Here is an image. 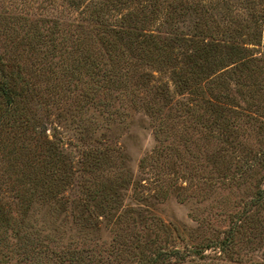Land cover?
<instances>
[{
	"label": "rangeland",
	"instance_id": "obj_1",
	"mask_svg": "<svg viewBox=\"0 0 264 264\" xmlns=\"http://www.w3.org/2000/svg\"><path fill=\"white\" fill-rule=\"evenodd\" d=\"M92 3L115 30L145 28L175 54L178 48L189 53L190 40L201 34L237 43L257 65L254 80L260 86L254 85L250 96V85L240 86L229 76L238 65L224 68L227 100L242 122L231 135H215L218 142L192 121L188 105L198 101L171 76L169 66L158 67L147 33L137 37L147 45V59L136 58L143 51L135 54L128 79L135 94L115 100L113 113L85 100L84 85L57 75L55 62H28L24 76L39 85L38 92L22 102L25 113L18 121L0 125V264H28L20 260L18 225L39 238L43 250L78 251L81 264H138L139 255L154 256L151 244L163 252L179 250L161 255L156 264H264V198L256 201L258 188H264V0H0L6 9L0 14H24L28 27L41 32L44 19L69 20L81 31L95 26L86 17ZM174 4L177 14L170 8ZM145 13L152 21L143 19ZM119 36L126 42L129 33ZM45 140L53 145L59 171L63 163L71 168L67 179L22 185L25 169L14 159L22 152L41 155ZM2 141L14 145L8 150ZM86 152L96 154L83 156ZM37 161L40 170L41 156ZM245 215L243 232H235L231 241L228 231ZM134 234L141 239L138 248ZM225 238L223 250L204 247Z\"/></svg>",
	"mask_w": 264,
	"mask_h": 264
},
{
	"label": "trees",
	"instance_id": "obj_2",
	"mask_svg": "<svg viewBox=\"0 0 264 264\" xmlns=\"http://www.w3.org/2000/svg\"><path fill=\"white\" fill-rule=\"evenodd\" d=\"M180 6H183V3ZM170 8L174 13H179V9H176L175 4L173 7L170 6ZM0 9L6 10L2 6H0ZM86 12V17L95 26L91 28V26L86 25L85 29L80 27L82 32L80 29L78 31L73 29L71 22L65 19L61 21L55 19L42 20L39 26L42 27L46 23L47 25L44 28L46 32H41L36 30L37 27H28L30 26L29 20L24 18V14L23 16L8 11L0 14V40H2V44H0V125L9 127L11 125L7 124L9 121L14 123L20 117V112L25 113L23 111L25 107L22 102L31 98V94H36L39 88V85L36 86L34 82L29 81L24 76L28 67L27 63L34 61L43 63V59L48 60L50 63L55 62L57 65L55 72L57 75L68 78L69 84L73 81L74 83L76 81L81 85L83 84L84 87L81 92L84 94L85 100H89L103 109L105 106L108 113H113L115 109L110 106L114 104L115 100H118L122 95L135 94L136 89L130 86L128 79L137 60H133L135 54L143 51L142 57H135L144 62L147 59V49H145L147 45L143 40L137 38L141 34L147 33L148 36L152 37L154 45L148 46V48L151 49L152 47L157 56H159L157 57L158 67L169 66L168 69H170L171 76L177 78L179 83L185 85V88L194 95L195 102L198 101L196 102L198 106L190 107L188 105V112H190L189 115L194 124L204 128L209 137L218 140V142L221 140L215 135L219 137L222 133L231 135V133L236 131L235 127H241L242 119L239 113L232 112V106L229 104L232 101L227 100L230 95L227 92L228 84H226V78L223 76L226 71L225 67L238 65V71L229 76H233L240 86L247 88L250 85L248 93L250 96H255L254 90H257V88L254 85L260 86L255 84L254 80L257 65L249 63L251 60L245 57L244 52L246 50H244L243 46L237 43H222V41L214 38L206 40L204 39L206 35L201 34V39L190 40L189 53L186 48H178V53L175 54L174 50L168 47L169 43L157 38L158 36H153L154 34L147 32L145 28H140L141 32H137L134 29L132 32L129 30L127 32H122L120 29L115 30L112 25H108V22L101 18L102 9L97 4L93 5L92 3L87 6ZM157 13V9L151 12L154 17ZM145 15L143 16L144 20L149 16V21H152L153 18L149 13H145ZM206 15L204 11L200 12L202 18ZM163 22L166 21L164 20ZM87 29L88 32L85 34ZM199 32L201 33V30ZM22 33L23 35L21 36ZM126 33H129V37L126 42H123V37L120 38L119 34ZM215 36L216 34L211 35V37ZM20 37L21 39H19ZM39 53H41V57ZM239 76H242L241 79L243 81L239 82ZM151 110L152 113H157L154 108ZM20 123L23 124L24 122L21 121ZM27 126L28 124H25L24 128ZM259 128L262 130L263 127ZM2 142L3 146L7 145L6 149L8 150L14 145L11 141ZM48 142V140H45L41 144H48ZM9 145L11 147H8ZM51 146L53 145L49 143L47 148L44 147L39 156L37 153L29 157L25 152H22L14 159H17V164L20 163L25 169L20 172L21 176L23 175V178L20 179L22 180V185L25 183L29 186L37 185L39 184V179L45 178L47 181L49 178L55 180L56 177L62 183L65 182L63 178L68 177L71 168L63 163V170L59 171L56 152ZM21 147L24 148V146ZM23 148L21 149L23 150ZM95 154L86 152V154L83 153V156L92 157ZM260 155L264 158V152L260 153ZM40 156L42 167L39 170L40 162L37 159ZM214 156L218 157L217 162L219 163L222 159L221 155L217 154ZM27 170H30V172ZM41 181L43 182V180ZM50 186H47V188L50 189ZM263 198L264 188H258L256 201H262L261 199ZM181 199L183 200V198ZM244 218L248 220L247 215L243 218H238L240 223L234 225L228 231L231 234V241L235 236V232H243L242 226L244 223L242 222L245 221ZM22 228V225H18L15 228L19 233L18 237L23 239L22 247L24 250L20 259L22 263L40 264V261L44 260L47 264H81L78 251L43 250L41 249V240L39 238L34 240L27 233H22ZM134 236L132 243L134 248H138L141 239L135 234ZM228 242L227 238L209 241L204 247L216 245L223 250ZM151 247V253H154V256H149L147 260H144L145 256L139 255L138 264H156L161 255L179 253V250L176 249L163 252L157 244H151ZM48 261L51 263H48Z\"/></svg>",
	"mask_w": 264,
	"mask_h": 264
}]
</instances>
